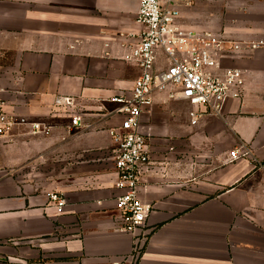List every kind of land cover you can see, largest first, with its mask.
Wrapping results in <instances>:
<instances>
[{"label":"crops","instance_id":"0c3cea01","mask_svg":"<svg viewBox=\"0 0 264 264\" xmlns=\"http://www.w3.org/2000/svg\"><path fill=\"white\" fill-rule=\"evenodd\" d=\"M224 1L227 37L264 43V0ZM137 12V0H0V100L51 129L0 137V264H264V170L230 159L243 144L264 161V46L224 61L245 87L220 114L154 97L139 189L152 213L134 234L117 231L108 113L140 75L123 47Z\"/></svg>","mask_w":264,"mask_h":264},{"label":"built area","instance_id":"2783aa9c","mask_svg":"<svg viewBox=\"0 0 264 264\" xmlns=\"http://www.w3.org/2000/svg\"><path fill=\"white\" fill-rule=\"evenodd\" d=\"M208 0H137L136 24L139 30L124 36L127 50L125 61L140 70L130 94L111 99L110 118H117L109 130L115 145L113 156L117 174L115 184L119 192L115 210L119 215L117 231L134 234L143 228L152 208L139 198L141 178L151 166L148 137L141 131L144 112L153 104L154 97L166 94L170 100H182L196 108L220 114L228 100L242 98L245 72L225 67L224 61L250 48L256 50L264 43H243L227 35L198 32L182 24V10ZM72 101L60 98L58 106H70ZM82 118L72 119V127H80ZM17 129L29 135H49L43 123L9 113L0 100V137L12 136ZM232 163L249 161L257 170H264L250 147L239 145L231 151ZM264 196V188L262 191ZM51 202L62 213L66 200L58 193L49 195Z\"/></svg>","mask_w":264,"mask_h":264},{"label":"rangeland","instance_id":"374dc122","mask_svg":"<svg viewBox=\"0 0 264 264\" xmlns=\"http://www.w3.org/2000/svg\"><path fill=\"white\" fill-rule=\"evenodd\" d=\"M213 1L217 0H208L205 4L203 3L204 7H198L202 5L201 3H198L192 8L183 9L181 24L187 29L198 32H208L222 36L228 35L227 22L224 21L222 15V13H226L227 10L226 1L220 0L223 5L222 9H220L219 15L214 13L215 16H212Z\"/></svg>","mask_w":264,"mask_h":264}]
</instances>
